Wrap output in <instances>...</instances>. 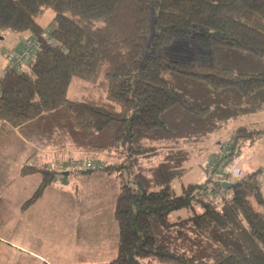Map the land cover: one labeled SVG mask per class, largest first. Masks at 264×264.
<instances>
[{
    "label": "trees",
    "instance_id": "16d2710c",
    "mask_svg": "<svg viewBox=\"0 0 264 264\" xmlns=\"http://www.w3.org/2000/svg\"><path fill=\"white\" fill-rule=\"evenodd\" d=\"M49 9L54 17L45 27L38 19ZM8 33L35 36L42 49L25 69L9 63L0 72V134L4 127L22 137L29 159L38 150L90 157L86 169L77 154L25 163L19 174L40 182L22 210L60 169L99 170L119 180L118 254L104 264H264L259 171L237 179L220 202L203 197L209 180L182 185L180 193L172 185L231 123L239 125L228 150L213 157L211 175L264 133L243 122L264 112V71L170 55L175 42L190 39L204 51L264 60V0H0V45ZM73 77L94 83L99 94L70 99ZM196 203L202 211L169 219Z\"/></svg>",
    "mask_w": 264,
    "mask_h": 264
},
{
    "label": "rangeland",
    "instance_id": "374dc122",
    "mask_svg": "<svg viewBox=\"0 0 264 264\" xmlns=\"http://www.w3.org/2000/svg\"><path fill=\"white\" fill-rule=\"evenodd\" d=\"M53 17L54 12L49 9L38 21L47 27ZM22 37L23 35L8 33L3 39L0 45V72L10 62L8 54L16 50L22 39L26 38L25 35ZM227 54L226 50L219 48L204 51L193 45L190 39L175 42L170 52L174 58L192 59L199 62L213 60L217 65L229 67L235 71H264V60L239 58L237 55L229 57ZM98 94L94 83L79 77H73L68 90V97L75 101L90 102ZM243 122L255 123L263 127L264 112L246 118ZM238 125L237 122L231 123L222 133L213 136L209 149L193 154L191 161L185 164L182 175L172 182L177 192H181L182 185L209 180V188L203 197L220 202L223 197L230 195V191H227L228 188L219 189L215 180H218L222 186L223 182L236 183L235 181L244 175L259 171L264 195V133L254 144L247 142L243 145L238 154L223 163L219 173H212V175L208 173L213 157L223 148L228 150L227 141L231 131ZM27 147L25 151L17 135L10 129L2 128L0 134V238L5 243L0 242V264H87L85 262L87 259L80 256L79 243L89 232V228L84 230L85 216L83 213L85 208L90 207L110 208L112 218L101 213L99 219L105 218L106 223L111 224L112 231L116 233L114 235L116 244H118L119 226L114 209L116 192H119V180L114 174L107 175L99 170L85 173L71 170L72 168L67 166L64 170L60 169V174L57 175L51 187L46 189L42 197L32 207L30 206L31 208L28 207L26 211L21 209L22 202L34 193L40 182L39 175L21 176L19 174V170L25 163L35 162L34 159L37 161L38 156H41L38 150L36 151L38 156L29 159L28 154L31 148ZM33 147L36 146L33 144ZM53 153L57 154V152ZM76 154L77 158L80 157L78 165L86 169V160H90V157L84 153ZM65 160L68 161L65 157L58 162ZM46 161L50 164L57 162L52 160L51 155L49 161L48 159ZM91 161L93 162L92 159ZM99 174H102L104 179L99 177ZM24 184L28 186H23ZM202 209V205L196 203L192 208L172 211L169 219L175 222L192 216ZM91 216V213L86 215L87 218ZM20 227L21 233L17 234L16 231ZM14 239L22 243L27 242L24 244L26 253L14 250L7 245ZM37 254L43 258H39ZM117 254L118 247L116 254L112 256L113 259ZM27 260L29 262H26Z\"/></svg>",
    "mask_w": 264,
    "mask_h": 264
},
{
    "label": "crops",
    "instance_id": "0c3cea01",
    "mask_svg": "<svg viewBox=\"0 0 264 264\" xmlns=\"http://www.w3.org/2000/svg\"><path fill=\"white\" fill-rule=\"evenodd\" d=\"M20 139L22 142L24 141V139H22V137H20ZM35 146L37 147V145H35ZM40 152H41V156H40L41 159L40 160H42V162H47L46 161L47 159L49 161L50 155H51V158L53 161L58 162L62 158L66 157V159H68L70 156L76 154L75 152H60V153L54 154L53 153L54 151H51V150H46V151L40 150ZM99 175H100L99 177L104 179L102 174H99ZM23 186H28V185L24 184ZM117 193H118V191L116 192V196H117ZM23 202H22V204H23ZM33 205H31V207ZM31 207L29 206V208H31ZM26 210L27 209H25V211ZM110 212H111L110 208L106 209L104 207L85 208V212L83 213V215L85 216L84 217V230L89 228V232H88V235L85 236L84 239L81 240V242L79 243V246H80L79 253H80V256L82 258L87 259V260H85V262H87V264L108 263L111 260H113L112 256H114L117 252L118 244H116L115 236H114L116 233L112 231L111 224L106 223L105 218L99 219V215L101 213H103L104 215H107L109 218H112ZM89 213H91L92 216L87 218L86 215H88ZM95 216H98V217H95ZM20 230H21V227L17 229L16 233L20 234L21 233ZM116 232H117V230H116ZM0 242L5 243V241H3L2 238H0ZM9 242L10 243H8L7 245L12 247L14 250L20 251L22 253H26V249H25L26 247L24 246V244L27 242L22 243V241L16 240V239H14V241H9ZM37 256L39 258H43V256H41L40 254H37ZM26 262H29V261L27 260Z\"/></svg>",
    "mask_w": 264,
    "mask_h": 264
},
{
    "label": "built area",
    "instance_id": "2783aa9c",
    "mask_svg": "<svg viewBox=\"0 0 264 264\" xmlns=\"http://www.w3.org/2000/svg\"><path fill=\"white\" fill-rule=\"evenodd\" d=\"M43 39L48 40V34L43 35ZM49 43L51 40L48 41ZM42 49V44L39 38L29 36L22 39L20 46L12 53L8 54L9 63L18 70H23L28 67L29 63L35 61L38 52ZM88 167L93 166L92 163L87 164Z\"/></svg>",
    "mask_w": 264,
    "mask_h": 264
},
{
    "label": "water",
    "instance_id": "95a60500",
    "mask_svg": "<svg viewBox=\"0 0 264 264\" xmlns=\"http://www.w3.org/2000/svg\"><path fill=\"white\" fill-rule=\"evenodd\" d=\"M236 185H237V182L236 183H230V182H223L222 183L223 188H231V187H235Z\"/></svg>",
    "mask_w": 264,
    "mask_h": 264
}]
</instances>
